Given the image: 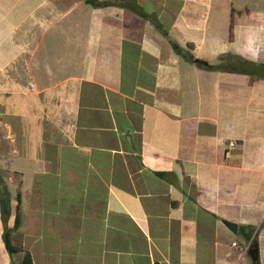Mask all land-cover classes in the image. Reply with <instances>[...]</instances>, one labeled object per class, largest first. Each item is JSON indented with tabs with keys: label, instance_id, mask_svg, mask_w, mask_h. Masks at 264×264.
<instances>
[{
	"label": "crops",
	"instance_id": "0c3cea01",
	"mask_svg": "<svg viewBox=\"0 0 264 264\" xmlns=\"http://www.w3.org/2000/svg\"><path fill=\"white\" fill-rule=\"evenodd\" d=\"M89 1L0 0V264L16 194L32 264H264V0Z\"/></svg>",
	"mask_w": 264,
	"mask_h": 264
},
{
	"label": "trees",
	"instance_id": "16d2710c",
	"mask_svg": "<svg viewBox=\"0 0 264 264\" xmlns=\"http://www.w3.org/2000/svg\"><path fill=\"white\" fill-rule=\"evenodd\" d=\"M87 2H90L87 0ZM92 3V2H90ZM172 47L176 50L179 51V47L175 44L172 43ZM187 60L191 63H193L196 67L201 68V69H214V65L206 62L205 60H201L199 58H195L191 56L188 52L184 54ZM9 198H8V192L6 187L0 183V209L1 212L4 216H7L10 212L9 208ZM19 197L18 194L15 195V205H14V213H13V222L10 227H4L3 232H2V241L4 244V247L7 251L8 254L16 253V252H21V258L17 264H32L30 254L27 250H25L22 247L21 244V235L19 232L14 234L13 236V241H11V236L10 233L12 231H16L18 226H19ZM254 244L253 239L251 240L249 247L251 248Z\"/></svg>",
	"mask_w": 264,
	"mask_h": 264
},
{
	"label": "water",
	"instance_id": "95a60500",
	"mask_svg": "<svg viewBox=\"0 0 264 264\" xmlns=\"http://www.w3.org/2000/svg\"><path fill=\"white\" fill-rule=\"evenodd\" d=\"M226 226L231 230V231H235V225L227 222ZM249 256L253 261V264H257L256 263V250H255V244H253V246L251 247L250 251H249Z\"/></svg>",
	"mask_w": 264,
	"mask_h": 264
},
{
	"label": "rangeland",
	"instance_id": "374dc122",
	"mask_svg": "<svg viewBox=\"0 0 264 264\" xmlns=\"http://www.w3.org/2000/svg\"><path fill=\"white\" fill-rule=\"evenodd\" d=\"M17 233V231H13V235H11V238L13 239L14 237L13 236H15L14 234H16Z\"/></svg>",
	"mask_w": 264,
	"mask_h": 264
},
{
	"label": "built area",
	"instance_id": "2783aa9c",
	"mask_svg": "<svg viewBox=\"0 0 264 264\" xmlns=\"http://www.w3.org/2000/svg\"><path fill=\"white\" fill-rule=\"evenodd\" d=\"M229 144H231V143H229Z\"/></svg>",
	"mask_w": 264,
	"mask_h": 264
}]
</instances>
